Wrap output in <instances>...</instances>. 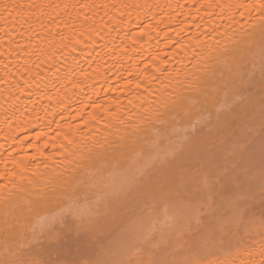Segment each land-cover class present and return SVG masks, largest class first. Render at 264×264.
<instances>
[{
	"label": "bare ground",
	"instance_id": "6f19581e",
	"mask_svg": "<svg viewBox=\"0 0 264 264\" xmlns=\"http://www.w3.org/2000/svg\"><path fill=\"white\" fill-rule=\"evenodd\" d=\"M258 2L0 0V5H23L18 9L23 17L13 12L0 18V185L4 186L0 262L49 264L41 255V245L57 239V228L72 221L94 233L118 229L114 243L98 254V261L164 256L177 261L234 259L236 264H259L264 209L256 213L242 204L241 196H225L223 173L215 170V165L243 148L238 143L245 133L260 130L264 89L258 43L251 49L244 76L245 81L252 78L244 95L252 98L254 118L245 115L240 102L229 100L235 122L230 129L213 133L211 156L193 158L168 194L154 201L121 197L117 209L115 193L124 182L127 163L92 167L81 163L85 145L111 139L121 120V128L140 123L146 108L216 65L230 37L254 33L258 39L264 26L260 14L227 7ZM61 66L75 69V79L71 72L66 77L63 69L57 78L54 73ZM222 69L217 65V71ZM41 79L48 83L47 91L33 92L27 86ZM216 109L222 117L229 111L223 103ZM215 119L213 111V125ZM155 139L149 135L150 141ZM167 150L164 141L153 154L163 156ZM131 159L129 153L128 162ZM53 180L61 188L58 198L33 203L28 210L27 201L35 200V191L43 192ZM5 198L9 211L15 204L24 208L22 214L14 213L18 223L12 235L2 223ZM221 231L226 234L224 248L219 245Z\"/></svg>",
	"mask_w": 264,
	"mask_h": 264
},
{
	"label": "snow or ice",
	"instance_id": "6c2138e0",
	"mask_svg": "<svg viewBox=\"0 0 264 264\" xmlns=\"http://www.w3.org/2000/svg\"><path fill=\"white\" fill-rule=\"evenodd\" d=\"M66 7V6H65ZM244 8L249 10L255 9L264 21V0H259L258 3H248L244 5L227 6ZM23 5H0V18L3 13H7L10 17L13 12L17 16L23 17V13L18 11L22 9ZM243 16L244 12L241 11ZM99 35V33H97ZM235 35V34H233ZM230 45L226 44L219 52V59L209 70L201 74L193 76L190 83L182 89L170 92L167 96L157 100L154 105L145 109L144 114L140 117V123L132 122L129 126H124V122L119 121L114 133H110L112 137H106L103 142L97 140L90 147L85 145L87 149L82 155V164L92 167L96 164L106 165L116 162L119 166L121 162L127 163L125 168V179L120 190L115 193L116 207L121 206L120 198L125 200L128 198L156 200L168 194L174 186L178 178L183 177L184 170L189 166V162L193 158H199L202 155L211 156L210 147L213 146V133L219 134L225 129H230L235 122L232 115V108L228 105L229 100L240 102L242 110L249 118H254V108H251V96H245L244 93L252 86V78L245 81L244 76L247 74L245 69L249 62L251 49L253 45H259L260 51V74H261V88L264 89V26L261 27L258 39L254 33H247L240 38H229ZM219 44V41L217 42ZM217 65H222L223 69L217 71ZM63 69L64 75L69 76L71 72V79H75V69H69L66 66L56 68L54 75H57ZM82 75L86 76L83 69L80 70ZM27 84V82H25ZM33 92H41L48 90V83L44 80L33 82L27 85ZM55 87V85H53ZM17 90L19 89L17 85ZM58 91V89H57ZM222 98V99H221ZM248 101L247 104L244 101ZM218 103H223L229 108L228 113L221 116V110L216 109ZM261 108L260 116V130L264 135V95L260 98ZM96 107H99L97 105ZM251 108V110H249ZM215 111L216 119L213 125L212 113ZM204 113H208L205 117ZM95 119V117H92ZM154 125H159L155 127ZM210 125H212L210 127ZM113 125L108 124L111 129ZM207 129V131H206ZM183 135H180V133ZM149 135L154 136L155 140H149ZM167 141L168 150L163 156L153 154L160 143ZM71 143V141H69ZM261 152V182L262 195H264V138L260 143ZM129 153L132 154L131 162H128ZM11 175H15L12 173ZM72 174H70L71 176ZM69 177H64L67 180ZM4 188L0 185V190ZM23 191V190H22ZM61 191L59 183L55 180L50 182V185L42 192L37 189L34 193L35 200L27 201L28 210H31L32 204H43L49 200L57 199ZM4 204L6 211L3 217V227L5 232L12 235V230L18 223V218L14 214L17 210L22 214L24 208L19 204L9 208V200L5 198ZM251 223V221H250ZM261 227L264 228V219L261 220ZM225 233L221 231V239L219 245L221 248L226 246ZM264 236V232L261 233ZM242 243V242H238ZM261 257L259 264H264V239L259 242ZM154 247H158L154 246ZM227 247H231V242H227ZM138 252L142 249H138ZM239 248H237V252ZM211 254V253H210ZM251 256V251H249ZM231 255V252L228 253ZM0 264H7V262H0ZM91 264H236L234 259H206V260H169L164 256L159 258H149L147 260L138 261H96ZM240 264H246L241 261Z\"/></svg>",
	"mask_w": 264,
	"mask_h": 264
},
{
	"label": "rangeland",
	"instance_id": "374dc122",
	"mask_svg": "<svg viewBox=\"0 0 264 264\" xmlns=\"http://www.w3.org/2000/svg\"><path fill=\"white\" fill-rule=\"evenodd\" d=\"M249 131L250 133H245L238 143L243 148L215 165V170L219 169L223 173L220 180L226 184L224 195L241 196L242 204L252 207L250 209L257 213L264 209L260 152V143L264 135L261 130ZM257 204L259 207L254 209L253 206ZM219 207L226 210L224 204H219ZM57 233L59 239L41 245L43 259L49 264H83L87 260L98 261V254H102L114 243L113 239L118 234V229L114 228L112 231L101 229L94 233L88 229H79L72 221H68L57 228Z\"/></svg>",
	"mask_w": 264,
	"mask_h": 264
}]
</instances>
